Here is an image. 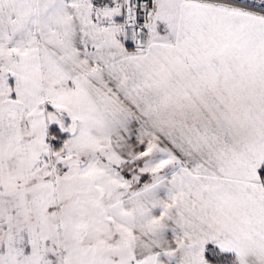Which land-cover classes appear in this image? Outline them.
Instances as JSON below:
<instances>
[{
	"label": "snow or ice",
	"instance_id": "6c2138e0",
	"mask_svg": "<svg viewBox=\"0 0 264 264\" xmlns=\"http://www.w3.org/2000/svg\"><path fill=\"white\" fill-rule=\"evenodd\" d=\"M0 264H264V0H0Z\"/></svg>",
	"mask_w": 264,
	"mask_h": 264
}]
</instances>
